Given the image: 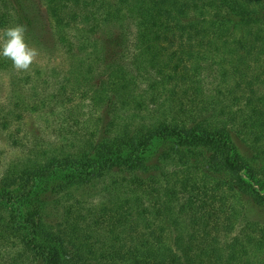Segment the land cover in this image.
<instances>
[{
  "label": "trees",
  "instance_id": "trees-1",
  "mask_svg": "<svg viewBox=\"0 0 264 264\" xmlns=\"http://www.w3.org/2000/svg\"><path fill=\"white\" fill-rule=\"evenodd\" d=\"M41 2L0 0L65 60L0 56V264H264V0Z\"/></svg>",
  "mask_w": 264,
  "mask_h": 264
},
{
  "label": "rangeland",
  "instance_id": "rangeland-1",
  "mask_svg": "<svg viewBox=\"0 0 264 264\" xmlns=\"http://www.w3.org/2000/svg\"><path fill=\"white\" fill-rule=\"evenodd\" d=\"M35 1H36L37 8L41 10L40 20L42 21V24L46 25V27L48 28L49 21L46 15L45 8L41 0H34V2ZM39 34H41L40 31H39ZM34 38H37V37H34ZM46 38H50L47 44L39 45L32 41H28L29 46L36 48L39 52V55L34 61V63L32 64L31 68L42 67L44 69L50 70L49 68L53 67L56 64L57 66L59 65L60 67H63L65 60H64V56L62 52H60L58 47H55V43H53V40H51V36L49 34H47ZM7 80H8L7 75L0 73V98H2L7 92ZM29 121H30V125L32 127H35L36 129L38 127V124L42 125V118L40 117L37 118L36 116H33ZM0 155L3 158V160L14 155V151L7 145L6 140L2 134L0 135ZM259 213L260 214H258L257 217L264 218V214L260 211ZM251 217L255 218L256 212H252Z\"/></svg>",
  "mask_w": 264,
  "mask_h": 264
},
{
  "label": "clouds",
  "instance_id": "clouds-1",
  "mask_svg": "<svg viewBox=\"0 0 264 264\" xmlns=\"http://www.w3.org/2000/svg\"><path fill=\"white\" fill-rule=\"evenodd\" d=\"M27 27L17 24L3 30V44L0 47V56L10 60L18 71H28L39 52L36 48L29 46L26 40Z\"/></svg>",
  "mask_w": 264,
  "mask_h": 264
}]
</instances>
